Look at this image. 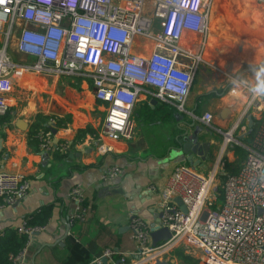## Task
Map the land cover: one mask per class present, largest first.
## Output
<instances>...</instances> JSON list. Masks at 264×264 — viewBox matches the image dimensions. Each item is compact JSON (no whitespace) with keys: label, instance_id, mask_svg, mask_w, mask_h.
Masks as SVG:
<instances>
[{"label":"built area","instance_id":"obj_1","mask_svg":"<svg viewBox=\"0 0 264 264\" xmlns=\"http://www.w3.org/2000/svg\"><path fill=\"white\" fill-rule=\"evenodd\" d=\"M214 1L3 0L0 116L8 112V95L25 75L42 83L63 75L89 78L94 97L106 104L100 132L114 140L132 136L130 115L144 90L187 112L194 77L208 64L203 52ZM243 81L227 74V91L238 88L246 95L228 128L214 126L210 112L201 115V123L222 136L213 168L202 173L177 164L159 190L158 226L166 227L169 237L152 244L150 226L132 216L128 228L135 248L129 252L105 248L89 264H154L167 261L177 248L196 254L198 264H264V98L253 97ZM39 137L40 146L49 151L51 132ZM227 145L241 146L246 155L237 173L216 183L222 190L217 204L213 184L217 168L225 173L222 159ZM60 147L65 150L67 143ZM120 172L114 165L101 179H114ZM29 186L19 173L0 172V209L25 196ZM68 196L74 202L67 220L72 225L86 218L88 207L79 185ZM176 196L185 211L175 202ZM16 228L30 237L44 226H27L23 220ZM24 254L25 247L9 255L11 264L21 263Z\"/></svg>","mask_w":264,"mask_h":264},{"label":"crops","instance_id":"obj_2","mask_svg":"<svg viewBox=\"0 0 264 264\" xmlns=\"http://www.w3.org/2000/svg\"><path fill=\"white\" fill-rule=\"evenodd\" d=\"M225 4L222 13L215 11L218 30L208 38L203 52L208 64L194 77L187 112H179L144 90L130 115L133 133L129 138L114 140L101 134L106 104L94 97L89 78L63 75L42 83L25 75L15 83L8 95L9 120L0 121V172L19 173L30 186L25 196L0 209V234L6 228H16L41 207L51 206L47 223L30 235L19 264H83L105 248L132 251L135 243L129 220L137 215L151 229L156 228L159 190L173 168L195 162L199 172L213 168L219 133L204 126L201 115L210 112L214 126L228 128L241 112L246 95L238 88L222 95L213 94L214 90L228 84L227 74L251 80L249 65L264 62V3L228 0ZM236 19L245 30L229 27ZM252 31L254 37H250ZM143 42L150 47V42ZM16 101L24 103L18 107ZM38 113L47 118L45 124L56 128L55 134L50 130L52 141L57 139L53 148L67 143V156L60 161L53 159L50 151L44 157L40 143L39 152L27 143L28 130ZM19 118L26 124L24 129L16 125ZM85 128L90 131L79 135ZM186 141L208 142L209 146L203 153L198 148L192 152L190 147L183 151L181 145ZM227 156L232 161L233 152ZM114 165L120 174L111 180L101 179ZM75 185L82 189L88 212L86 218L69 225L74 202L68 192Z\"/></svg>","mask_w":264,"mask_h":264},{"label":"trees","instance_id":"obj_3","mask_svg":"<svg viewBox=\"0 0 264 264\" xmlns=\"http://www.w3.org/2000/svg\"><path fill=\"white\" fill-rule=\"evenodd\" d=\"M222 1L226 3L228 0H220L219 3L216 5L215 11L218 14L222 13L223 9L227 7V4L223 3ZM239 2L240 1H237L236 4H239ZM221 3H223V5ZM240 6H242L241 3H240ZM235 25L238 26V29L240 31L245 30L243 27L239 26L240 24H239L238 19L233 21V26L235 27ZM209 27H212L213 31L218 30V25L215 20L210 22ZM253 34L254 32L252 31L250 33V37H254ZM227 89H228V84L223 86L219 90H214L215 93L213 94L222 95L227 91ZM8 116H9L8 112L0 116V121L9 120ZM46 119L47 118L44 115L40 113L36 114L35 119H34L36 120L35 124L32 127H30L28 130L29 139L27 140V143L29 144V146H32V148H34L37 152L40 151L38 145L39 143H41L39 133L41 134L45 132H50L49 125L45 124L44 122ZM39 129H42V130L39 131ZM88 131H90V129L85 128L84 130H80L78 133L79 135H83ZM49 151H50L52 158L57 161H60L63 158H65L68 152L67 150H63L60 147V145H56L54 146V148L52 147ZM233 154L235 155V158L232 161H228V159H226L225 156L223 157L222 161H223V169L225 173L219 174L220 179L224 178L225 175L235 174L238 172L242 164V161L245 158L246 151L241 146L237 145L233 147ZM215 193H216L217 199L219 200L222 199V190L219 185L216 186ZM83 203L85 205L84 200H83ZM50 215H51V206L47 205L31 213V215L26 216L24 218V221L26 222L27 226H44L47 223ZM76 221L77 220L73 221V223ZM28 239H29L28 235L25 233L18 232L17 228H11V227L6 228L4 232L0 234V264H11L12 262L9 258V255L11 254L14 255V254H17L19 251H21L26 246ZM181 259L185 264H196V260L192 256L182 254ZM88 262H90V260L84 261L83 264H89Z\"/></svg>","mask_w":264,"mask_h":264},{"label":"water","instance_id":"obj_4","mask_svg":"<svg viewBox=\"0 0 264 264\" xmlns=\"http://www.w3.org/2000/svg\"><path fill=\"white\" fill-rule=\"evenodd\" d=\"M251 121H252L251 120V117L249 116V123H250V125H251ZM16 125L19 128H21V129H24L26 127V124L22 121L21 118H19L17 120ZM49 128H50L52 134H55L56 128L53 125H49ZM56 143H57V139H54L53 140V144L55 145ZM194 144H192V142H190V141H186V142H184L181 145V149L183 151H187L186 149L188 147H190L192 152H196V149H194V148H198V150L199 149H202V153H203L206 150V148L209 146V143L208 142L196 143L195 145ZM42 154H43L44 157L47 156V152L46 151H43ZM199 154H201V153H199ZM187 160H190V158L188 157ZM195 164H196V162L193 164V167H194ZM174 200L179 205V207H180V209L182 211H185L186 210L184 204L182 203V201H181V199L179 197L176 196L174 198ZM169 235H170V232L168 231V229L166 227H164V226L159 227L158 226V222H157L156 228H152L151 229V232H150L151 243L152 244H155L157 241L169 237ZM102 260H103V262H105V258H102ZM154 264H169V263L167 261H157Z\"/></svg>","mask_w":264,"mask_h":264},{"label":"rangeland","instance_id":"obj_5","mask_svg":"<svg viewBox=\"0 0 264 264\" xmlns=\"http://www.w3.org/2000/svg\"><path fill=\"white\" fill-rule=\"evenodd\" d=\"M216 3L213 5V11L214 12H212V15H211V19H210V22L211 21H213L214 20V14H215V8H216ZM215 34V30L213 31L212 30V27H210V30H209V36H213ZM24 102L23 101H16V105L19 107H21V105L23 104ZM214 133V132H213ZM214 134H218V133H214ZM216 140L217 141H219L218 142V147L220 148L221 147V145H222V136L219 134V136H217V138H216ZM234 146H237V145H234ZM234 146H229V145H227V147L225 148V153H224V156H225V158L226 159H228V156H227V152H229V151H232L233 152V147ZM218 148V149H219ZM234 158H235V155L233 154V159L232 160H234ZM220 168H217V170H216V173H215V181L216 182H214V187L215 186H217L218 184H216L217 182H219L220 181V178H219V174H220V170H219ZM215 195V194H214ZM216 200V203L218 204L219 202H220V200L219 199H215ZM188 255V256H192L193 258H196V261H198L197 260V257L195 256L196 254H194V255H191V254H189L188 252H186V251H184V250H181L180 248H177L176 249V253L174 254V255H172V256H170V257H168V259H167V262L169 263V264H185L183 261H182V259H181V255ZM198 264V263H197Z\"/></svg>","mask_w":264,"mask_h":264},{"label":"clouds","instance_id":"obj_6","mask_svg":"<svg viewBox=\"0 0 264 264\" xmlns=\"http://www.w3.org/2000/svg\"><path fill=\"white\" fill-rule=\"evenodd\" d=\"M249 70L252 73L251 80L243 81L247 91L255 98H264V62L250 64ZM240 85L237 81L236 86Z\"/></svg>","mask_w":264,"mask_h":264},{"label":"bare ground","instance_id":"obj_7","mask_svg":"<svg viewBox=\"0 0 264 264\" xmlns=\"http://www.w3.org/2000/svg\"><path fill=\"white\" fill-rule=\"evenodd\" d=\"M221 4L223 5V3H221ZM229 27H234L232 22H231V24H229ZM241 41H243V40H241Z\"/></svg>","mask_w":264,"mask_h":264},{"label":"snow or ice","instance_id":"obj_8","mask_svg":"<svg viewBox=\"0 0 264 264\" xmlns=\"http://www.w3.org/2000/svg\"><path fill=\"white\" fill-rule=\"evenodd\" d=\"M0 3H3V0H0Z\"/></svg>","mask_w":264,"mask_h":264}]
</instances>
